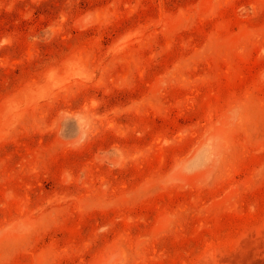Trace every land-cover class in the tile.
Listing matches in <instances>:
<instances>
[{
  "label": "rangeland",
  "instance_id": "rangeland-1",
  "mask_svg": "<svg viewBox=\"0 0 264 264\" xmlns=\"http://www.w3.org/2000/svg\"><path fill=\"white\" fill-rule=\"evenodd\" d=\"M262 164L264 0H0V264H264Z\"/></svg>",
  "mask_w": 264,
  "mask_h": 264
},
{
  "label": "clouds",
  "instance_id": "clouds-1",
  "mask_svg": "<svg viewBox=\"0 0 264 264\" xmlns=\"http://www.w3.org/2000/svg\"><path fill=\"white\" fill-rule=\"evenodd\" d=\"M246 102L235 103L227 113V121L229 125L234 129L243 130L247 122ZM231 152V145L226 137L223 135H215L210 144H206L199 153L201 156V163L199 167L192 168L191 162L181 164L175 170V179L183 180L191 176H195L201 186H210L215 180L218 173L222 169L226 159ZM253 183L264 182V164L255 169L251 175ZM172 180L169 178H163L159 180V183L169 184Z\"/></svg>",
  "mask_w": 264,
  "mask_h": 264
}]
</instances>
